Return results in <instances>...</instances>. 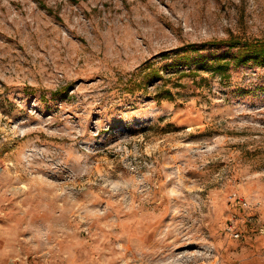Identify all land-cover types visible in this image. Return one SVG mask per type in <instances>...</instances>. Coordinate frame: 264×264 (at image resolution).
Wrapping results in <instances>:
<instances>
[{"label": "rangeland", "instance_id": "374dc122", "mask_svg": "<svg viewBox=\"0 0 264 264\" xmlns=\"http://www.w3.org/2000/svg\"><path fill=\"white\" fill-rule=\"evenodd\" d=\"M233 37L264 0H0V264H264V65L209 67Z\"/></svg>", "mask_w": 264, "mask_h": 264}, {"label": "trees", "instance_id": "16d2710c", "mask_svg": "<svg viewBox=\"0 0 264 264\" xmlns=\"http://www.w3.org/2000/svg\"><path fill=\"white\" fill-rule=\"evenodd\" d=\"M214 46H225L230 50L237 49L236 53H233L230 58L218 57L212 59L209 67L212 69L213 74H220L222 78L225 77L224 72L227 71L232 65L239 66L241 64H248L253 61L257 65H264V43H250L248 41L243 42L238 38H231L230 40L220 41L213 43ZM203 46L198 47L195 44L187 45L180 49L182 55H186L189 58V51L198 53ZM230 56V53H226ZM199 59H203L201 54L198 55Z\"/></svg>", "mask_w": 264, "mask_h": 264}, {"label": "built area", "instance_id": "2783aa9c", "mask_svg": "<svg viewBox=\"0 0 264 264\" xmlns=\"http://www.w3.org/2000/svg\"><path fill=\"white\" fill-rule=\"evenodd\" d=\"M238 236V235H237Z\"/></svg>", "mask_w": 264, "mask_h": 264}]
</instances>
